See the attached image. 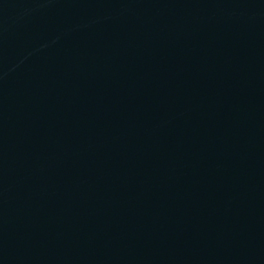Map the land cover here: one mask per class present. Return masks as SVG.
I'll return each mask as SVG.
<instances>
[{
	"label": "water",
	"instance_id": "1",
	"mask_svg": "<svg viewBox=\"0 0 264 264\" xmlns=\"http://www.w3.org/2000/svg\"><path fill=\"white\" fill-rule=\"evenodd\" d=\"M0 264H264V0H0Z\"/></svg>",
	"mask_w": 264,
	"mask_h": 264
}]
</instances>
